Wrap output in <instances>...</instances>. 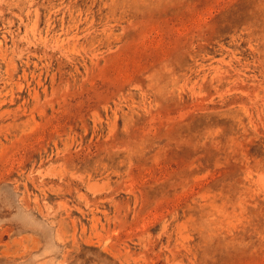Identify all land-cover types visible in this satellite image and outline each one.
I'll return each mask as SVG.
<instances>
[{"label": "rangeland", "instance_id": "rangeland-1", "mask_svg": "<svg viewBox=\"0 0 264 264\" xmlns=\"http://www.w3.org/2000/svg\"><path fill=\"white\" fill-rule=\"evenodd\" d=\"M0 264H264V0H0Z\"/></svg>", "mask_w": 264, "mask_h": 264}]
</instances>
